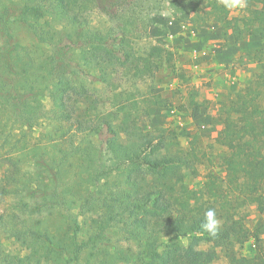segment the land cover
<instances>
[{
  "label": "trees",
  "instance_id": "trees-1",
  "mask_svg": "<svg viewBox=\"0 0 264 264\" xmlns=\"http://www.w3.org/2000/svg\"><path fill=\"white\" fill-rule=\"evenodd\" d=\"M83 1L0 0V264H209L212 250L202 243L224 250L228 264H264V240L239 215L246 204L264 215V86L254 81L220 103L224 176L210 175L200 203L182 172L195 164V149L180 147L173 129L142 132L130 122L118 129L111 112H76L74 95L84 89L76 77L104 79L129 56L120 33L82 20ZM111 1L103 8L113 18L119 0ZM182 1V11L205 2L223 36L264 37V0H246L260 8L238 18L222 0ZM146 56L169 61L172 53L157 43ZM196 97L190 88L192 115ZM209 209L220 221L215 236L201 228ZM249 238L255 252L245 257L235 246Z\"/></svg>",
  "mask_w": 264,
  "mask_h": 264
},
{
  "label": "rangeland",
  "instance_id": "rangeland-1",
  "mask_svg": "<svg viewBox=\"0 0 264 264\" xmlns=\"http://www.w3.org/2000/svg\"><path fill=\"white\" fill-rule=\"evenodd\" d=\"M182 2L177 0L173 5L171 0H119L115 3L119 14L112 18L103 8L104 5L112 4L111 0L109 3L107 0H84L80 4L82 20L89 28L99 32L112 35L120 33L121 46L129 56L125 63L107 67L104 79L98 78L94 72L75 76L82 82L84 89H78L74 98L78 114L96 118L100 113L111 112L110 117L118 129L129 122L142 132H151L158 127L173 129L180 147L191 144L195 149V164L191 169L182 170L183 182L197 191L201 203L207 197L204 189L210 175L224 176L222 158L226 149L216 137L223 122L219 114L220 103L241 95L254 81L264 86V37L243 33L234 40L231 32L223 36L220 24L206 14L205 2L189 11L181 10ZM17 5L12 2L11 9ZM113 5L110 7L113 8ZM259 8V3L246 1L244 8L228 9V15L235 18L252 17ZM14 27L18 33H23L24 40L30 39L22 25L15 24ZM205 29H210L211 39L204 38L200 33ZM216 42L230 49L222 51V55L209 53L212 54L211 58L204 57L201 52H194L195 47L214 51L212 43ZM157 43L172 53L169 61L164 56H146L148 46ZM219 57L228 64V81L224 87L217 80L212 83L210 71L203 69H208V65L215 63ZM75 58L72 57V68L77 71ZM216 71L215 74L220 72L218 69ZM211 87L213 90L209 93L213 98L205 92ZM190 88L197 91L196 98L201 102L199 112L208 107L214 111L211 121L199 122L196 115L191 114L186 98ZM216 88L219 90L216 91ZM219 92L223 95L219 96ZM42 100L47 109L48 98ZM4 172L5 165L0 163V178ZM191 207L196 208V201ZM239 215L245 226L251 231L257 229L264 240V215L256 206L246 204L239 210ZM199 247L212 250L209 264H228L224 250L220 247L212 243H202ZM235 249L240 255L251 257L255 252L254 240L249 238L242 245H236Z\"/></svg>",
  "mask_w": 264,
  "mask_h": 264
},
{
  "label": "crops",
  "instance_id": "crops-1",
  "mask_svg": "<svg viewBox=\"0 0 264 264\" xmlns=\"http://www.w3.org/2000/svg\"><path fill=\"white\" fill-rule=\"evenodd\" d=\"M200 33L202 34V35H204V38H207V39H211L212 38V34H210V29H205V30H202V31H200ZM197 34V33H196ZM199 34V33H198ZM200 36V35H199ZM192 37H190V39H191ZM209 43V42H208ZM220 42H216V43H212L213 44V46L215 47V50L214 51H212L211 49H209L210 51H211V53L213 54V53H215V54H220V55H222L221 53H222V51H227V50H229L230 49V47L229 46H221L220 44H219ZM208 46V45H207ZM197 48V47H196ZM206 48V47H205ZM204 48V49H205ZM210 48V47H209ZM229 48V49H228ZM198 49V48H197ZM212 54H210L209 56H207V57H209V58H211V56H212ZM210 65H212V67H210ZM210 65H208V69H206L205 67L203 68V69H205V70H208V71H210L209 72V74H210V76H212L211 78H212V83H214V82H216V80H217V82H219L220 83V85H223V87H224V85H225V83L228 81L227 80V78H226V71H227V63H226V61H225V59H221L220 57L217 59V60H215V63H211ZM220 70V72L218 73V74H215V72H217L216 70ZM223 78V81H221V78ZM225 77V78H224ZM231 82V81H230ZM226 86V85H225ZM222 87V86H221ZM211 90H213V87H211L210 89H207V90H205V92H206V94L207 93H209ZM219 90V89H218ZM217 90V88H216V91H218ZM216 91H215V93H216ZM217 94V93H216ZM209 95H211L210 93H209ZM223 95V93L221 92H219V96H222ZM209 97H212V95L211 96H209ZM213 98V97H212ZM213 103V102H212ZM212 105V104H211ZM196 119L200 122V121H206V120H208V121H211L212 120V118L214 117V111H211V109H210V107H208V108H206V109H204L203 111H200L196 116Z\"/></svg>",
  "mask_w": 264,
  "mask_h": 264
},
{
  "label": "clouds",
  "instance_id": "clouds-1",
  "mask_svg": "<svg viewBox=\"0 0 264 264\" xmlns=\"http://www.w3.org/2000/svg\"><path fill=\"white\" fill-rule=\"evenodd\" d=\"M224 6L228 9L232 8H244L246 6V0H222ZM220 221L216 217V213L213 209H209L205 213L201 228L208 232L211 236H215L219 230Z\"/></svg>",
  "mask_w": 264,
  "mask_h": 264
},
{
  "label": "built area",
  "instance_id": "built-area-1",
  "mask_svg": "<svg viewBox=\"0 0 264 264\" xmlns=\"http://www.w3.org/2000/svg\"><path fill=\"white\" fill-rule=\"evenodd\" d=\"M169 24H172V21H169ZM194 52L196 53V52H201L202 53V55H204V57L205 56H209L210 54L209 53H211V51L208 49V50H206V49H204V48H201V49H197L196 47H195V49H194ZM197 90H198V88H197ZM199 91V90H198ZM201 128H203V125H201Z\"/></svg>",
  "mask_w": 264,
  "mask_h": 264
}]
</instances>
